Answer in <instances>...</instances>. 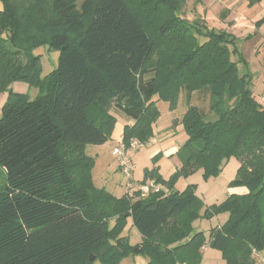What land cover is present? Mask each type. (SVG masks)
<instances>
[{
    "label": "trees",
    "instance_id": "obj_1",
    "mask_svg": "<svg viewBox=\"0 0 264 264\" xmlns=\"http://www.w3.org/2000/svg\"><path fill=\"white\" fill-rule=\"evenodd\" d=\"M0 1V92L8 93L0 113V264H119L133 252L119 237L125 216L144 239V264H199L206 236L192 222L220 213L228 217L209 230V246L225 264H255L252 251L264 249V107L237 37L188 23L178 15L185 0ZM39 45L58 50L43 77L32 53ZM15 80L37 95L12 90ZM179 92L187 138L178 173L202 167L208 178L234 156L240 163L229 185L247 192L205 205L194 184L136 190L126 200L94 189L83 146L106 141L114 110L132 121L122 143L147 144L153 96L175 102ZM193 93L208 96L207 106L192 104Z\"/></svg>",
    "mask_w": 264,
    "mask_h": 264
},
{
    "label": "rangeland",
    "instance_id": "obj_2",
    "mask_svg": "<svg viewBox=\"0 0 264 264\" xmlns=\"http://www.w3.org/2000/svg\"><path fill=\"white\" fill-rule=\"evenodd\" d=\"M208 4L207 0H204V2L202 0H185L178 11V15L187 20L188 23L196 22L199 27L207 25L208 27L228 31L231 25L229 21L221 25L219 21H222L223 15L220 16L221 12H217L214 16V10ZM222 13L225 14L224 11ZM197 39L201 42L204 41L200 35H197ZM32 53L40 57L39 74L41 77L49 74L56 67L58 50L39 45L32 49ZM233 59H235V56ZM10 88L26 94L30 99H33L38 93L36 87L30 86L28 82L21 80L11 82ZM259 99L264 107V95L260 96ZM152 101L157 114L149 124V142L146 146L127 152L128 160L132 164L129 175L120 169L118 156L113 153L114 147L122 143L125 125L132 123L119 110H114L115 118L108 130L106 141L100 144H85L83 146L84 154L92 158V163L89 166L91 186L110 199L126 200L128 195L135 194L136 187L139 186L140 182H154L159 178L158 186L163 191L169 189L168 184H171V189L177 191H183L190 184H194L196 194L204 199L207 204L211 205L224 201L232 193V187L229 183L236 177L239 160L234 156L227 157L223 160L218 173L208 178L204 177L202 167H198L187 176L178 173L180 163L177 150L187 138L182 123V117L186 109L184 95L179 92L178 99L171 102L170 100L161 99L158 94H155ZM190 102L206 107L208 96L193 93ZM3 185L4 176L0 168V189ZM102 216L106 218L107 215L103 213ZM227 217L228 213H220L218 216L212 215L211 217H199L193 220L192 227L194 231L201 230L208 233L211 228L216 227L218 222L223 223ZM124 219L119 237L126 239V243L132 246L133 252L122 254L118 263L144 264L149 259V255L140 245L143 244L144 239L132 225L131 217L125 216ZM214 251L220 252L218 250ZM262 252H264V249ZM94 259L95 254L93 253L92 260ZM221 260L217 257L215 259L205 257L203 264H225V261Z\"/></svg>",
    "mask_w": 264,
    "mask_h": 264
},
{
    "label": "crops",
    "instance_id": "obj_3",
    "mask_svg": "<svg viewBox=\"0 0 264 264\" xmlns=\"http://www.w3.org/2000/svg\"><path fill=\"white\" fill-rule=\"evenodd\" d=\"M202 1L204 2V0ZM207 1L209 2V7L211 6L214 10V16L217 12H221L220 16L223 15L221 18L222 21H219L221 25L228 21L231 24L228 32L237 37L238 48L247 61L250 72L253 74V92L257 100L261 103L259 97L264 95V22L256 24V21L264 17V0H255L252 3H250L249 0ZM222 11H224L225 14H223ZM217 19L219 20V18ZM7 97V92H0V113L1 107ZM231 192L234 194H244L247 192V188L244 186L232 187ZM202 200L205 205H209L204 199ZM215 216H218V214ZM221 224L222 222H218L216 226ZM205 236L206 243L201 248L202 258L199 264H203L205 257L214 259L217 257L222 259L221 261H224L221 252H216L214 250L217 249L209 246L208 233H205ZM253 258L255 264H261L259 259L254 256Z\"/></svg>",
    "mask_w": 264,
    "mask_h": 264
},
{
    "label": "built area",
    "instance_id": "obj_4",
    "mask_svg": "<svg viewBox=\"0 0 264 264\" xmlns=\"http://www.w3.org/2000/svg\"><path fill=\"white\" fill-rule=\"evenodd\" d=\"M147 144H142L136 140H132L128 147H126L123 143H120L118 146H115L113 149V153L118 156L120 169H122L126 174L129 175L130 171L132 170V164L128 160L127 152L129 150H135L138 147L146 146ZM136 189L140 191L141 196H145L149 192L157 191L159 189V186L154 182H144L143 184H139ZM252 255L255 258L259 259L261 264H264V253L254 249L252 251Z\"/></svg>",
    "mask_w": 264,
    "mask_h": 264
},
{
    "label": "water",
    "instance_id": "obj_5",
    "mask_svg": "<svg viewBox=\"0 0 264 264\" xmlns=\"http://www.w3.org/2000/svg\"><path fill=\"white\" fill-rule=\"evenodd\" d=\"M89 258H90V259H93V255H90Z\"/></svg>",
    "mask_w": 264,
    "mask_h": 264
}]
</instances>
